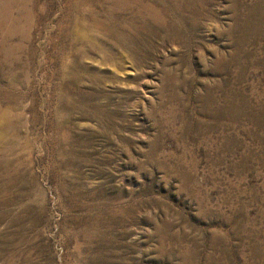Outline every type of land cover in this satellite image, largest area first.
<instances>
[{
  "label": "rangeland",
  "instance_id": "1",
  "mask_svg": "<svg viewBox=\"0 0 264 264\" xmlns=\"http://www.w3.org/2000/svg\"><path fill=\"white\" fill-rule=\"evenodd\" d=\"M0 264H264V0H0Z\"/></svg>",
  "mask_w": 264,
  "mask_h": 264
}]
</instances>
